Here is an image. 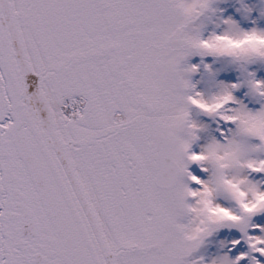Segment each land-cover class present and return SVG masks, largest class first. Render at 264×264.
I'll return each instance as SVG.
<instances>
[{
    "label": "snow or ice",
    "instance_id": "obj_1",
    "mask_svg": "<svg viewBox=\"0 0 264 264\" xmlns=\"http://www.w3.org/2000/svg\"><path fill=\"white\" fill-rule=\"evenodd\" d=\"M0 264H264V0H0Z\"/></svg>",
    "mask_w": 264,
    "mask_h": 264
}]
</instances>
